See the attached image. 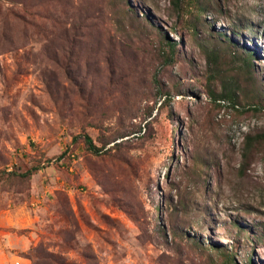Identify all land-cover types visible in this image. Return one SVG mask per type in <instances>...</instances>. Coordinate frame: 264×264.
I'll return each mask as SVG.
<instances>
[{"label":"rangeland","instance_id":"374dc122","mask_svg":"<svg viewBox=\"0 0 264 264\" xmlns=\"http://www.w3.org/2000/svg\"><path fill=\"white\" fill-rule=\"evenodd\" d=\"M20 1L0 0V171L40 169L0 179V264H225L209 245L264 264V143L243 154L264 130V0L212 6L196 31L194 0H129L137 17L122 7L77 44ZM225 38L254 50L253 80ZM85 133L127 140L94 155ZM190 194L200 206L182 214Z\"/></svg>","mask_w":264,"mask_h":264},{"label":"trees","instance_id":"16d2710c","mask_svg":"<svg viewBox=\"0 0 264 264\" xmlns=\"http://www.w3.org/2000/svg\"><path fill=\"white\" fill-rule=\"evenodd\" d=\"M23 1L25 2L27 0ZM225 1L226 0H215L214 2L206 1L205 3H202L201 0H194V8L196 9V11H198V14L193 15V17H195L194 22L191 20L187 21L186 19V25L193 31H196L198 26H204L202 25L203 23L199 21L202 20L201 16L206 15L208 12H212V6L215 9H218V11H221L222 8H224L225 6ZM34 7V15L38 19L43 20L44 22L49 21L51 27L58 30V35L63 38L66 42H69L71 44H77L78 42H80V37H88V40L90 39L99 42L97 39L98 33L101 31V29L103 30V28L108 26L109 23L111 24L116 22V18L118 16L120 8L122 7L128 15L133 14V16H138V14L134 12L131 6V2L129 0H34ZM218 18L219 17H216L217 20ZM147 23L152 26H156L153 22L149 21L148 19ZM232 32L234 34L240 33V31L235 28L232 29ZM165 39L168 41V36H166ZM166 40L164 43L169 50V53L167 54L168 62L171 63L174 62L173 60L174 58H176L178 48L176 43H167ZM223 42V44L225 45V52L229 51L231 56L233 55L236 58L237 62L240 63L238 66L242 70L244 75L246 77L248 76V79L253 80L254 74L252 72V58L254 56V50L251 47H245L246 51H240L235 45V43L229 38H225ZM206 49L207 50H205V54L208 63L210 65L216 66L217 62L219 61V52L221 48L214 45L211 47H206ZM209 91L212 97L214 98L215 102L219 100H230L232 104L235 105L236 103L235 98L237 93L233 94L223 92L217 95L214 93V91L210 89ZM168 94H170L169 91L163 92L162 96ZM257 99H259V101L253 103L256 104L255 107L264 106L261 95H258ZM220 103L221 102H217V105H220ZM177 126L179 127V125ZM126 136L127 134L122 133L120 135H117L113 139L102 141L101 145H98L94 141V139L87 133L82 135V138L84 146L89 152L94 155H102L121 151L123 142L127 140L123 139ZM120 138H122V140H119ZM111 143L112 145L108 147L107 145ZM177 143L179 144L180 140H178ZM257 143H264V130L254 134L249 133L245 136L243 152L245 158H247L252 148ZM172 156H174V153H172ZM39 169L40 164L38 163L25 171L3 170L0 171V179H8L11 177L15 179L29 178L34 173L38 172ZM193 196L194 195L190 194V199L185 201H181V199H179L178 203L179 205H181V207L177 210L181 211L182 214H188L191 211L195 210V207L198 203ZM199 206L200 204L197 205V209ZM241 230L244 231L243 229ZM173 233L175 235L180 236L183 240H186L185 236L180 235L177 230H173ZM234 247L235 245H231L232 249ZM209 249L213 252L221 253L224 257L225 264H239L235 259L236 253L234 249L230 252L229 249L224 246L214 245H209ZM44 256L45 264H66L64 263L61 257H58L53 253H46ZM247 260V264H251L253 262L251 260V256H249Z\"/></svg>","mask_w":264,"mask_h":264}]
</instances>
